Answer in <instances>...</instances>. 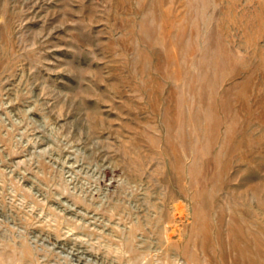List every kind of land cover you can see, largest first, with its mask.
<instances>
[{
  "label": "rangeland",
  "instance_id": "obj_1",
  "mask_svg": "<svg viewBox=\"0 0 264 264\" xmlns=\"http://www.w3.org/2000/svg\"><path fill=\"white\" fill-rule=\"evenodd\" d=\"M0 264H264V0H0Z\"/></svg>",
  "mask_w": 264,
  "mask_h": 264
}]
</instances>
